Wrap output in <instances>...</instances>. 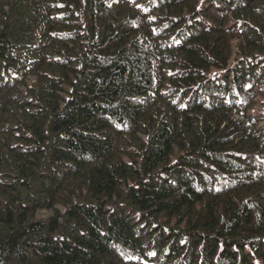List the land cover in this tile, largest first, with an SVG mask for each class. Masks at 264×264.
Masks as SVG:
<instances>
[{"label":"trees","instance_id":"16d2710c","mask_svg":"<svg viewBox=\"0 0 264 264\" xmlns=\"http://www.w3.org/2000/svg\"><path fill=\"white\" fill-rule=\"evenodd\" d=\"M0 264H264V0H0Z\"/></svg>","mask_w":264,"mask_h":264}]
</instances>
